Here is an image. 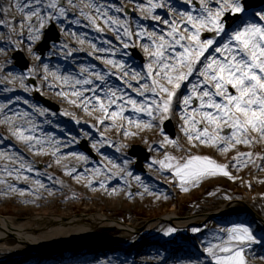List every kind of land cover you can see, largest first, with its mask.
<instances>
[{"label": "rangeland", "instance_id": "1", "mask_svg": "<svg viewBox=\"0 0 264 264\" xmlns=\"http://www.w3.org/2000/svg\"><path fill=\"white\" fill-rule=\"evenodd\" d=\"M48 1V8L51 6L50 10H54L53 17L57 15V20L51 19V21H41L40 19H36V15L31 17L26 15L27 11H33L34 8L37 7L36 4L39 3V0H31L28 8L23 11L16 6L17 0H0V9H4L6 4L9 5L8 8H5L7 9L5 13L7 23L12 16H15L18 20L30 19L27 33L29 37L33 39L31 42L32 47L30 55L27 51L19 49L10 48L6 50L8 54H5L4 58V63L7 65V68L5 67V72H17L22 87L20 92L15 95L17 97L20 96L21 103L4 109V103L7 104L8 99L0 96V106H2L0 107V139L11 135L7 131L13 132L15 129L17 130V128L21 127L25 129L26 136L39 138V140L26 139L23 142H19V140L8 141L7 145L13 147L14 150L12 151L15 152L17 157L30 161L33 165V169L40 173V183L46 184L42 187L43 192L45 189L48 190L50 188L45 179L50 178V176L53 179L58 178L62 175V169L64 167L75 169L71 174L68 171L64 174V178H67L69 185L78 183L76 182L78 178L86 176L88 172L82 169V165L79 164L80 160L75 157L69 159L70 153H74L76 157L77 155L83 156L88 161L87 167H93L99 177L105 174L103 172V174L100 175L99 169L102 168V164L106 162V156L115 154L119 159L117 163H109L106 167L111 170H116L115 176L118 180L103 183L98 181L93 182L89 184V192L97 198V204L95 205L96 209L99 207L104 209L108 205L114 207L112 208L114 209L112 213L116 215L117 221H121L122 219L127 220L132 216H138L139 220L134 224H138L141 221L152 222L162 217L166 219V216L173 212L177 213L179 217H185L193 213L201 217L206 212L211 213L217 210L222 204L227 203L228 200H246V194L249 195L251 201H253L250 203L253 209L259 214L264 215V174L260 175L259 180H256L255 183L250 175L247 174L249 171L254 172V170L251 169H255L256 165L259 163L255 156L251 155L250 157H246L248 166L245 164V167H243L245 170L239 173L235 182H232L228 178V175L217 172L214 175L202 177V181H206L202 185V188H193L183 191L180 189L179 181L174 177L175 173L172 172L171 169L161 170L159 164L155 163V160L163 159L164 154L162 152L155 154L154 148L148 146L146 142L137 139V131L135 133L134 130L145 128V122L141 121L142 118L135 117V112L130 106L126 108L124 117L130 118L131 123L129 119L126 118L117 117L115 120L106 118L105 113L100 110L97 102L93 101V103L88 104L87 101L84 100V96H92L91 89L94 88L95 85H100L101 88L105 87V85L100 83L98 78L93 77L95 84L79 86L80 88L88 89L82 96L65 101L62 98L57 100L54 97L45 95L39 89V83L32 73L34 63L37 64L40 62V66H43L42 64L44 62H48V64H52L46 70L48 76L59 84H62L61 86L63 87H71L74 86L72 81L63 82L59 77L74 75L83 79V76L80 75L82 71L81 64L83 66H94L90 68L85 75H91L96 71L109 70L113 67L114 70L112 73L115 74L109 75L107 86L123 88L124 91L132 96L136 95V98L139 99L141 98V96L138 95L139 93H132V90L138 88L140 84L145 83L146 80L134 77L132 69H135V71L143 77L148 71L147 65L149 63H153L154 70H157L153 58L149 56V52H154V48L149 47L145 49L144 45L149 43V39L147 36L140 35V29L146 28L149 32H157L158 35L156 38L158 39L159 34H163L164 30L171 28L173 21L178 22L180 20H186V17L181 15L182 12L195 11L198 13L200 0H193V3L196 5L195 10L187 3V0H155V2H162L165 5L155 10L141 7V5L149 4L151 0H94L97 7L103 6L100 7L99 12H97L96 8L91 6L93 0H71V3H69V0ZM19 2L21 5H24L28 0H19ZM53 3L57 6L52 7ZM213 7H215L214 3ZM60 8L66 10V15H60ZM117 9H122V11H118ZM252 10L256 12L260 11L255 8ZM82 11L91 13V15L95 17L96 23H98L104 31H99L89 19L88 15H81ZM229 15L231 17L237 16V19L233 20L230 25L238 22L240 14L232 13ZM153 16H159L160 19L156 20ZM80 17L81 20H79ZM105 17L116 18L121 21L127 20L132 35H125L123 24L117 25L115 23H107ZM165 19L169 21L168 24L163 23ZM0 20H3L2 13L0 14ZM77 21H79V23H77ZM138 24L139 27L137 26ZM49 26H53L58 40L56 43H51L44 54H41L38 46L43 39L44 31ZM184 26L185 25H180L181 30H183ZM230 30L229 28V31ZM210 34L211 33L206 29L204 35L207 36ZM122 39L126 41H121ZM89 41H91V43H89ZM108 41H111V44H109ZM93 43L97 45L96 48L92 47ZM78 44L83 45V52L77 55L78 60L74 64L68 63V50L76 48ZM125 44H127V47L124 46ZM55 46H57L59 50L55 49ZM101 48H110L114 51L103 52L100 51ZM179 50L177 46V51ZM16 53H20L24 61L27 62L28 67L26 70L22 71L16 66L14 58V54ZM101 57H112L117 63L123 61V67L120 68L113 64H109L105 59H101ZM125 72H127L125 79L132 83V88H128L124 80L120 78ZM192 77L193 76H191V79ZM1 83L2 79L0 77V85ZM57 90L56 88L55 91ZM185 91H187L186 87L181 89L182 96ZM96 94L101 97L104 96V93L100 91H97ZM36 96H39L40 99ZM73 101H76V103H73ZM86 104L87 109L85 108ZM197 104L198 100L194 98V103L190 107H194ZM12 107H15V109L11 110ZM117 107L118 105H112L109 109L108 116H110L111 112ZM25 113H27V115H25ZM74 115L82 116L83 122L81 124L77 123L76 121L79 119L74 117ZM2 116L3 119L1 120ZM37 116L39 117L38 119ZM102 117L104 118L103 120L101 119ZM170 118L171 115L169 114L168 118L165 120H170ZM46 119L51 122L45 125L41 124V121L43 122V120ZM137 121H139V123H137ZM154 121L156 122V125L152 127L154 135H159L164 140L172 139L179 142V137L182 136L178 135L176 126H174L171 120L170 122L174 131L173 137L165 133L160 118H156ZM203 126H205V123L201 122L200 127L202 128ZM222 131L225 133L228 132L229 127L223 126ZM184 137L187 136L185 135ZM134 145L145 148L150 154L148 162L143 166V171L137 170L135 167L136 160L128 156L129 149ZM168 145L173 148L176 146V144H174V146L171 144ZM189 145L193 147L190 149L194 150L196 153L211 156L218 163H222L227 159L228 154L231 153L230 150L235 151L232 148L224 149L219 144H216L214 147L212 144L198 143V140H195ZM248 147L264 148V137H260L258 142L250 143ZM239 149V153H249L246 151L244 152V148ZM7 151H11V149ZM238 154L236 153L235 155L237 156ZM241 157L242 156H240V158ZM258 158L260 159V156ZM228 165H230V163ZM135 176L142 178L138 180L134 178ZM133 179H135V182L129 185L128 182ZM36 181L37 180H33L32 184H37ZM7 185L6 199L0 203L1 211H7L11 203L14 202V200L8 199L9 196L15 195L21 191L22 198L26 199L29 195L34 194L31 193V191L35 190L40 192L41 190L30 187L27 181L19 184L14 178H8L6 180V187ZM149 187H151V189H149ZM83 190H86L85 185L83 186ZM145 190L149 193H153V197H143ZM64 193L65 192L62 194ZM124 194H126L125 197ZM40 195L41 197L44 196L42 193ZM56 207V205L52 204L51 210ZM220 211L221 212H219L217 216L209 218L203 223H197L196 225H191L186 229H182V233L180 234H169L166 229H164L162 232H150L148 236H144L142 240L137 242L127 241L118 243V245L113 248L114 252L117 251L116 260H120V264H180L182 260L173 258L171 252L181 251L186 253L189 251L193 257L191 264H195V262H199V264H215V261L211 260L204 251V247L206 246L205 238L214 239L213 233L217 226L224 227L228 221H245V218L257 224V229L261 234L256 233L259 242L255 244V247L263 252L262 258H264L263 226L259 224L240 203L232 205L224 210L221 209ZM240 216L243 218L240 219ZM163 224L165 227H171L168 221H164ZM193 227H198L201 231L193 233L191 231ZM138 234L139 233L133 231L131 235ZM114 237L115 240H117L120 234H115L113 238ZM55 256L59 261L65 264H70L69 258L72 257L67 248L57 250ZM255 259H259L257 255L249 257V264H257L254 263ZM170 260H173V262H170ZM5 261H7L8 264H16V261L11 258ZM163 261L165 263H163ZM88 262L89 261H84L83 263Z\"/></svg>", "mask_w": 264, "mask_h": 264}, {"label": "snow or ice", "instance_id": "2", "mask_svg": "<svg viewBox=\"0 0 264 264\" xmlns=\"http://www.w3.org/2000/svg\"><path fill=\"white\" fill-rule=\"evenodd\" d=\"M30 3L31 0H28L21 5L17 0L16 6L23 11ZM187 3L194 10L196 9L193 0H187ZM214 3L215 7L209 0H200L198 13L182 12L181 15L186 17V20L173 21L171 28L159 34L158 39L157 32H149L146 28L140 29V35L147 36L149 39V43L144 45L145 49L154 48V52H149V56L153 58L157 70H154L153 63H149L147 73L141 77L135 69H132L134 77L146 80L136 88L142 97L139 100L123 88L107 86L109 75L115 74L110 69L85 75L94 66L82 65L80 75L83 79L74 75L59 78L63 82L72 81L76 85L95 84L93 77L98 78L105 87L95 85L91 89L92 96H84V100L88 104L97 102L106 118L115 120L121 117L129 119L131 123L130 118L124 117L126 108L130 106L133 111L147 113L149 117L156 112L160 113V122L163 123L173 109L175 98L177 105H183L180 112L184 118V124L187 125L184 127V132L190 141L195 138L202 144H219L224 149L233 147L235 143L250 144L257 139L251 135L253 130L259 134V137H264V7L256 12L250 9L247 0H214ZM56 6L55 3L52 4V7ZM91 6L96 8L97 12L100 11V7H103H97L94 0ZM164 6L162 2L158 3L155 0L141 5L142 8L151 10ZM117 10L122 11V9ZM38 11V8L36 11L29 10L26 15L31 17ZM232 13L242 15L238 18L239 22L228 25V14ZM60 15H66L64 8H60ZM81 15H88L95 27L103 31L91 13L82 11ZM153 18L160 19L159 16H153ZM235 19L237 18L234 17ZM105 20L107 23L123 24L125 35H132L127 20L121 21L107 17ZM5 23H7L6 20H0V24ZM163 23L168 24L169 21L165 19ZM180 25H185L183 30ZM137 26L139 27V24ZM206 29L211 33L210 35H204ZM108 43L111 44V41ZM124 46L127 47V44ZM92 47L96 48L97 45L93 43ZM100 51L114 50L101 48ZM101 59H105L107 63L116 67H123V61L117 63L112 57H101ZM45 69L47 70V65ZM194 74L196 79L189 81V77ZM126 75L127 72L120 78L124 80L128 88H132V83L125 79ZM161 79L167 80V84L161 83ZM184 81H189L187 87L191 91L186 92L181 99L178 90L182 88ZM85 91L88 89L82 87L74 89L77 96H82ZM97 91L103 92L104 96L97 95ZM157 93H159L158 96ZM194 98L198 100V104L190 107L194 103ZM112 105H118V107L108 116ZM85 108L87 109V104ZM201 121H206L213 126V129L210 131L207 126L201 128ZM224 125L229 127L226 133L222 131ZM16 131L21 139L39 140L38 137L26 136L23 127L17 128ZM161 143L182 147L178 141L172 139H166ZM251 155L252 153L238 154L244 157ZM155 163L159 164L161 170L171 169L183 190H186V185L198 182L203 176H211L217 172L231 175L227 165L218 163L207 155H188L184 158L166 152L163 159L155 160ZM137 179L139 180V177ZM36 183L39 184L40 181L37 180ZM166 231L171 234L177 229L169 227ZM191 231L196 233L201 229L193 227ZM213 237L214 239L205 238L204 251L211 260L215 261V264H249L247 250L254 243L259 242L250 222L244 220L228 221L224 227L217 226Z\"/></svg>", "mask_w": 264, "mask_h": 264}, {"label": "bare ground", "instance_id": "3", "mask_svg": "<svg viewBox=\"0 0 264 264\" xmlns=\"http://www.w3.org/2000/svg\"><path fill=\"white\" fill-rule=\"evenodd\" d=\"M209 1L214 3V0ZM48 5V0H39V3L36 4L37 7L33 10L36 11L37 8L39 9L36 13V19H40L41 21H51V19L57 20V15L53 17L54 10H50L51 6L48 8ZM8 7L9 5L6 4L4 9ZM4 9H0V14L2 13V19L6 20V11H4ZM241 15L242 14H240V16ZM79 20H81V17ZM29 25V18L25 20H18L15 16H12L8 23L0 24V77L2 79V83L0 85V96L8 99V103H4V109L6 107L14 106L17 103H21L20 96L17 97L15 94H18L22 87L21 82L18 79L17 72H5L7 65L4 63V58L5 54H8L6 50L13 48L27 51L29 55L31 54V42L33 39L32 37H29L27 33ZM121 41L126 40L122 39ZM82 46L83 45L78 44L76 48H71L69 49L70 51L68 50V63L74 64L78 60L77 55L83 52ZM54 48L59 50L57 46ZM40 65V62L37 64L34 63L32 73L39 83V89L45 95L54 97L57 100L62 98L65 101L79 97L74 93V89H79L80 85L73 83L74 86H71L72 88L70 86L63 87L61 86L62 84H59L54 79L49 77L46 72L45 65L49 68L52 64L44 62L42 64L43 66ZM80 66H82V64ZM110 70L112 72L114 68L112 67ZM194 76L195 75H193L192 79L189 77V81L195 80L196 76L195 78ZM141 77L143 76L141 75ZM189 81H184L182 84V88L186 87L187 89L185 93L191 91V89L187 87ZM161 83L167 84V80L161 79ZM169 86L171 87V85ZM56 88L58 89L57 91H55ZM181 89L178 91L182 99L183 96L181 95ZM62 92L65 94H61ZM136 92V89L132 90V93L136 94ZM146 95H151V93H146ZM158 95L159 93H157V96ZM134 97L136 98V95ZM18 98L20 99V102ZM181 107H183V105H177L174 98L173 109L170 115L174 126H176V132H178V135L182 136L179 137L180 140L178 142V144L182 147L178 148L176 145L175 148H173L168 144L161 143L164 139H162L159 135H154L152 127L156 125L154 120L156 118H160V113L158 112L154 113L152 117H149L147 113H137L134 111V115H136L135 117L142 118L141 121L145 122V128L134 130L135 133L137 131V139L139 141L141 140L146 142L148 146L154 148L155 154L158 152H170L173 155L184 158L188 155H201L200 153H196L194 150L190 149L193 147L189 144L194 142L196 139L194 138L190 141L188 139V135L184 132V127L187 125L184 124V118L180 112ZM14 109L15 107L11 108V110ZM74 117L79 119L76 121L77 123L81 124L83 122L82 116L74 115ZM38 118L39 117L37 116V119ZM2 119L3 116L1 117V120ZM48 119L43 120L45 123L41 121V124L45 125L50 123L51 121ZM201 122L205 123V126L209 127L210 131L213 129V126L207 124L206 121ZM7 132L11 135L0 139V203L6 199V189L8 188V185L6 187V180L8 178L16 179L19 184L27 181L30 187H34L36 190L41 189L40 192L44 196L41 197V193L35 190L31 191V193L34 194L29 195L26 199L22 198L21 191L15 195L9 196L8 199L14 200V202L11 203L10 208L7 210L8 212L0 210V264H8V262L5 261L8 258L14 259L16 264L17 262L18 264H65L64 262L59 261L55 256V252L61 248H67L68 252L72 256L69 258L70 264H120V260H116L117 251L114 252L113 249L115 248L114 246L118 245V243H124L127 241L137 242L142 240L144 236H148L150 232L154 233L156 231L162 232L164 229L167 230L168 227H165L163 224L164 221H169L170 226L177 229L174 233L180 234L182 233L181 230L183 228L205 219V214L201 217H197L194 213L188 215L187 217H179L177 213L173 212L172 214L167 215L166 219L161 222L141 221L138 224H134L139 220L138 216H132L127 220L120 219L121 221H117L116 215L112 213L114 210L112 209L114 208L112 205H108L104 209L101 207L96 209L95 205L97 204V198L89 192V184L97 181L101 183L102 181L112 182L114 180H118L115 176L116 170H111L106 167L109 163H117L119 159L115 156V154L106 156V162H103L104 164H102V168L99 169L100 175L103 174V172L105 174L99 177L93 167H87L88 161L83 156L77 155L76 157L74 153H70L69 159L74 157L79 159V164L82 165V169L88 172L86 176L78 178V181H76L78 183L69 185L67 178H64V174L66 171L71 174V172L75 171V169L64 167L62 169V175L58 178L53 179L50 176V178L45 179L50 188L48 190L45 189L43 192L42 187L46 184H32L33 180H40V173L33 169V165L30 161L17 157L15 152L12 151L14 150L13 147L7 145L8 141L19 140V142H23L26 139H21L17 134L16 129L13 132ZM4 134L8 135L7 133ZM185 135L187 137H184ZM198 143H200L199 140ZM171 145L174 146V144ZM212 145L214 147L216 146V144ZM231 148L235 151L230 150L231 153L228 154L227 159L224 160L222 164L227 165L229 164V161L232 160L231 165L228 168V172L231 173V175H229L231 181L235 182L238 174L245 170L243 168L244 159H240V156H236L235 154L240 152L239 148L246 147L243 143H235ZM10 149L11 151H7ZM17 170H19V172H17ZM261 171H264V166L261 167V169H257V173H260ZM168 174L172 175L171 173ZM137 177L139 176H135L134 178L136 179ZM135 179L130 180L128 184L132 185L135 182ZM176 180L179 181L178 178H176ZM203 184L204 183L201 177L198 182H192L186 185V190L202 188ZM84 185L86 186L85 191L83 190ZM57 188L60 189L58 190ZM149 189H151V187H149ZM63 192L65 193L62 194ZM125 196L126 194H124V197ZM143 197H153V193H149L145 190ZM246 198L247 199L243 201L249 203L251 201L250 196H246ZM252 202L253 201H251V203ZM52 204L57 206L53 210H51ZM258 216L264 220V217L261 215ZM242 218L243 217L240 216V219ZM245 221L250 222L255 234L260 233L257 229L256 223L249 221L247 218H245ZM260 223L264 227V224L261 221L259 224ZM142 226L144 229L140 231L138 235H131L134 229ZM115 234H120V237L117 238V240H115V237L113 238ZM255 244L256 243H254L251 248L247 250V256L249 258L257 255V258L259 259H255L254 263L264 264V258H262L263 252L256 248ZM171 255L175 259L182 260L180 264L192 263L191 260L193 257L189 251L186 253L181 251H172ZM173 260H170V262H173ZM84 261L89 262L83 263ZM163 263L165 262L163 261Z\"/></svg>", "mask_w": 264, "mask_h": 264}]
</instances>
